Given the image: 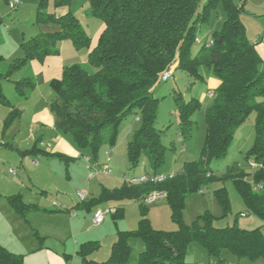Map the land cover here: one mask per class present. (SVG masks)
I'll return each mask as SVG.
<instances>
[{
	"label": "trees",
	"instance_id": "trees-1",
	"mask_svg": "<svg viewBox=\"0 0 264 264\" xmlns=\"http://www.w3.org/2000/svg\"><path fill=\"white\" fill-rule=\"evenodd\" d=\"M94 16L105 22L98 45L91 49L88 60L95 72L89 73L81 65L65 67L62 78L53 80L55 98L50 110L56 126L73 138L82 152L97 154L106 140L116 143L119 127L130 114H140L143 126L135 132L128 153L132 169L146 158L154 174H162L167 148L161 143L163 130L156 128L160 100L153 87L168 82L180 69L195 78L204 79L200 68L212 67L220 86L213 92V104L206 111L207 133L199 161L186 163L173 178L163 183L131 185L103 189L99 198L86 206L105 202L143 201L153 193L165 196L177 228L156 230L151 225L147 210L142 206V217L135 233L120 232L111 247L109 259L104 262L88 260L98 244L81 245L82 264H130V238L138 236L143 243L136 264H198L188 263L192 245H199L208 255L207 264H246L261 261L264 264V233L261 229L245 230L238 225L219 228L216 217L207 213L192 225L185 224V201L191 194L216 182L233 181L241 195L248 215L264 223V61L256 50L258 43L250 42L241 21L243 5L233 0H88ZM70 7L73 0H40L36 23L56 26L54 32H40L21 44L24 57L9 65L0 74V103L10 106L1 83L24 68L29 61L43 63L59 54V44L69 41L77 49L91 46V38L76 16L69 11L58 16L49 10ZM223 6V28L212 39L198 38L199 27L210 21L212 11ZM194 46H198L194 52ZM2 57L0 56V60ZM173 70L170 79L166 72ZM16 91L33 89L29 80L14 83ZM179 128L183 139L191 137L195 122L193 114L201 109L200 101H185L175 97ZM16 112V111H15ZM7 120L10 124L16 114ZM255 113L256 141L249 157L257 165L253 185L248 175L237 166L229 167L219 175L212 163L225 160L237 129ZM139 120V121H140ZM59 157H62L59 155ZM261 186L256 191L255 188ZM216 197L225 214L231 202L225 188L216 191ZM17 209L25 214L30 206L19 203ZM121 208L115 218L122 216ZM231 254L236 263L227 256ZM0 264H24L22 255L11 252L0 244ZM200 264V263H199Z\"/></svg>",
	"mask_w": 264,
	"mask_h": 264
},
{
	"label": "rangeland",
	"instance_id": "rangeland-1",
	"mask_svg": "<svg viewBox=\"0 0 264 264\" xmlns=\"http://www.w3.org/2000/svg\"><path fill=\"white\" fill-rule=\"evenodd\" d=\"M9 1L13 0H0V56L2 57L0 60V74L5 73L9 68V65L13 62L24 57L21 44L41 32V26L36 23L40 0H20L21 4L15 10L10 9ZM233 1L236 4L243 5L240 17L244 25L247 39L252 43L261 41L264 36V0ZM206 2L207 0H202V6ZM68 9L76 16L84 31L91 38V48H95L105 29V22L101 18L92 14L88 0H73ZM49 10L55 12L58 16L59 14H63V10L61 8H55L52 2L49 6ZM224 13L223 6L213 10L210 21L200 25L198 38L202 40L209 36L212 39L215 32L221 31L225 23ZM89 49L90 47H85L80 50L75 48L74 52L79 56L78 61L80 65H82L86 71L93 74L95 69L91 66L88 60ZM197 49L198 46H194V52H197ZM24 68L16 71L13 74V79L17 78L19 74H25ZM200 73L204 79L195 78L180 69H176L174 78L166 83L158 82L153 87L152 91L154 96L160 100L155 126L157 129L164 131L161 136V143L167 148L162 171L167 170L173 172V174H178L186 163L199 161L201 158V152L205 144L207 133L206 111L213 104V99L208 97L207 82L211 78H215V75L212 67L207 65L200 68ZM1 87L5 89L4 94L10 101L11 94L15 93L14 84L10 81H5L3 86L1 83ZM176 95H181L185 101L196 99L200 101L202 105L201 109L193 114L192 120L195 124L193 126L191 137L187 139H183L179 128V117L175 101ZM137 117L141 118V115L132 113L122 121L119 127V136L115 144L106 140L97 154H93L92 151H87L90 164L93 165L100 163L102 165L100 167L103 168L104 166L105 168H103V170H106L109 173L98 174L89 180L90 178L85 173V165L88 160L83 157L78 163H75L70 167L71 171H74L76 181L73 191L76 192L79 190L87 193L91 198V201L94 196L97 198L100 197V191H102L103 187H107L111 190L121 188L124 183L127 182L125 181L126 176L133 177V175L144 173L145 167L148 173L153 171L150 162L145 157L141 159L135 169H132L131 167L128 153L129 145L134 139L135 132L140 130L143 126L142 120L137 121ZM254 119L255 113L252 114L248 121L237 129L235 136L230 143L228 156L225 160L212 163L211 168L213 171H216L219 175H223L229 167L237 166L239 170L248 175L247 182L253 185L255 168L250 164L252 159L249 157V152L254 147L256 141ZM69 138L73 140L72 137L69 136ZM181 140H183V142ZM42 149L44 151H50L47 144H44ZM107 150L112 153L111 156L106 154ZM108 159L110 160L108 161ZM30 163L31 162L27 163V167L29 166L28 171L30 178L33 179H36L35 172L40 169H43L45 172L50 171L52 173L53 171H56L63 172L64 174L67 169H69L66 163L63 164L59 161L52 163V166L47 164L48 166L46 167L38 166L35 169H31ZM51 168L53 170H51ZM10 170L11 174H15L18 168L12 167ZM22 176H24V174H22ZM24 179L28 180V183L30 182L29 176H24ZM29 187L32 188V184ZM222 188L226 189L231 202V209L227 214L224 213L216 197V191ZM36 192L40 193V191ZM52 195V193H48V196L52 197ZM53 199H55V197ZM89 202L86 204H89ZM241 202V195L233 181L212 183L187 197L183 212V220L185 224L192 225L199 217L209 213L216 217L215 224L217 227H231L235 224L237 225L238 220L241 218L243 213V210H240ZM106 203L109 204L110 202L101 204L103 205L104 210V204ZM142 206L147 210V217L154 229L172 231L177 228L176 223L172 219L171 208L165 197L159 196L151 203H147L145 200L131 201L124 207V217L116 220L109 218L104 227L91 231L90 236L87 239L100 242L94 255L102 260L109 259L112 244L116 240L115 235L119 234L117 225L120 230L127 229L128 232L132 233H135L138 230L139 222L142 217ZM85 208L86 205H84L81 210L82 214L79 215V219H82L83 221L88 218L86 215L87 211L84 210ZM51 214H59V217H49ZM63 214L66 213L59 210L56 206H51L47 209L28 208L27 219L30 224L27 222H25V225L22 223L17 224L18 231L20 234H27V237H30L31 234L34 235L35 233H39L41 236L47 235L49 236L48 240L50 241V244L58 245V243H61L70 231L67 220L62 217ZM35 239L38 241L36 236ZM130 246L132 249L130 264H136V259L143 248V243L138 236L133 235L130 238ZM189 250V255L187 257L188 263L207 264L210 261L206 252L199 245L194 244ZM87 259H89V257ZM229 259H231V262L233 263L236 262L234 258L229 257ZM82 262L83 259L79 255L77 263L81 264ZM244 264H246V262ZM259 264L263 263L260 262Z\"/></svg>",
	"mask_w": 264,
	"mask_h": 264
},
{
	"label": "crops",
	"instance_id": "crops-1",
	"mask_svg": "<svg viewBox=\"0 0 264 264\" xmlns=\"http://www.w3.org/2000/svg\"><path fill=\"white\" fill-rule=\"evenodd\" d=\"M61 9L63 14H59V16H63L70 11L68 7ZM56 30V26H41V32L43 33ZM257 43L256 50L264 61V36ZM74 49L73 44L69 41L60 43L58 55L48 57L43 63L29 61L24 68L25 74H19L15 79L12 76L9 80L2 82L3 86L5 81H10L14 84L19 80H29L35 85L33 89L25 90L24 95H20L15 89V93L11 94L10 101L5 96L10 106L0 103V244L11 252L22 255L24 264H80L77 263L80 246L89 242L100 243L97 240L87 239L91 231L104 227L109 218L116 220L114 213L120 208L122 210L121 217H124V207L128 205V202H131H110L109 204H104L105 209H113L114 213L109 215L100 226L95 227L93 216L96 210L103 209V205L86 206L84 210L87 211L86 215L88 218L85 221L79 219V215L82 214L81 210L91 198L86 193L87 199L81 201L78 197V192L81 191H73L76 181L74 171H71L70 167L78 163L82 157L86 158L88 161L85 165V173L90 178L87 169V166L90 165L89 157L87 152L84 153L77 147L74 140L59 131L56 126V118L50 110V104L55 98L51 82L62 78L65 67L80 65L79 56L74 52ZM91 49L93 48L90 46L89 50L91 51ZM207 85L208 93H213L220 86V80L216 77L211 78ZM2 89L4 94L5 89ZM14 112L16 118L10 124H7V120ZM181 141L183 142V140ZM44 144H47L50 151L42 149ZM106 154L108 156L112 155L109 150L106 151ZM59 155L62 157H59ZM57 161L63 164L66 163L67 167H69L65 174L56 171L52 173L50 171L45 172L40 169L35 172L36 179L30 178L29 166L27 167L28 162H31V169H35L38 166L46 167L48 166L47 164L52 166V163ZM96 164L99 167L102 166L100 163ZM12 167L18 168L15 174H11L10 169ZM103 168L105 167L103 166ZM51 170L53 169L51 168ZM144 170V173L133 175V177L154 174V171L148 173L146 167ZM161 173L173 174V172L167 170L161 171ZM22 174L26 177L29 176L30 184L27 182L28 180L24 179ZM31 184L33 189L29 187ZM103 189L109 188L103 187ZM36 191H40V193ZM102 191H100V194ZM48 193H52V197L48 196ZM54 197L55 199H53ZM96 198L94 196L92 199ZM19 203L30 206V209H47L51 206H56L59 210L66 213L62 217L67 220L70 227L69 233L58 245L50 244L49 236L47 235L41 236V234L35 233L27 237L25 233L20 234L17 224L22 223L25 225V222L29 224L30 222L27 219V211L22 214L17 209L15 204ZM240 210H243L242 220L240 218L237 222L240 228L245 230L261 229L264 233V223L255 216L248 215L243 202H241ZM49 217H59V214H51ZM117 228L118 233L127 231V229L120 230L118 225ZM35 236L38 241H36ZM115 236L117 240L118 235L116 234ZM94 254L90 255L88 260L106 261ZM225 256L233 258L229 253ZM260 262L258 261L254 264H259Z\"/></svg>",
	"mask_w": 264,
	"mask_h": 264
},
{
	"label": "built area",
	"instance_id": "built-area-1",
	"mask_svg": "<svg viewBox=\"0 0 264 264\" xmlns=\"http://www.w3.org/2000/svg\"><path fill=\"white\" fill-rule=\"evenodd\" d=\"M21 4L20 0H13V1H9V7L12 10H15L16 8L19 7V5ZM173 75V70H169L168 72L165 73L163 79L166 81L168 79H170ZM208 97L213 99L214 98V93L210 92L208 94ZM140 118H137V121H139ZM251 166L256 168L257 165L251 161L250 162ZM87 169L89 171V176L90 179L95 177L98 174H107L109 172H107L106 170H103L102 168H100L99 166H97V164H90L87 166ZM177 174H151V175H142V176H138V177H129L126 176L125 177V181H127L129 184L131 185H138V184H146V183H155V184H159V183H163L169 179H173ZM261 186H257L255 188L256 191L260 190ZM161 195L157 194V193H153L150 196H148V198L145 200L147 203H151L152 201H154L157 197H159ZM78 197L80 198L81 201H85L87 199V194L84 192H78ZM114 213L113 209H99L96 210L93 216V224L95 226H100L105 222V219Z\"/></svg>",
	"mask_w": 264,
	"mask_h": 264
}]
</instances>
